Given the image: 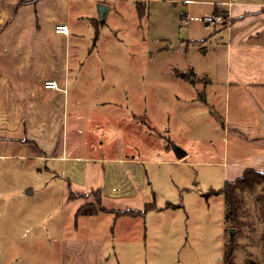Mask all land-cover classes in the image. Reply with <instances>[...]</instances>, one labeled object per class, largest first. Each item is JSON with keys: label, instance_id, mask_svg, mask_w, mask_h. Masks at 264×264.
I'll return each mask as SVG.
<instances>
[{"label": "rangeland", "instance_id": "obj_1", "mask_svg": "<svg viewBox=\"0 0 264 264\" xmlns=\"http://www.w3.org/2000/svg\"><path fill=\"white\" fill-rule=\"evenodd\" d=\"M41 1V12L48 11V4ZM137 1L50 2L51 10H61L59 15L74 28L70 46L84 64L82 78L98 80L94 86L83 84L88 98L84 106L95 105L99 94H107V84L110 92L115 84V103L96 105L95 122L105 123L103 115H112L107 127L114 128L113 143L119 151L136 154L149 198L158 208L138 216L101 212L81 217L78 227L75 217L66 216L65 234L95 235V223L108 225L109 234L124 229L147 244L144 264H225L229 246L235 264H264V181L239 191L244 200L242 223L229 222L224 195L218 190L241 173L234 169L226 173L230 161L244 163L246 154L233 142L223 141L220 114L216 128L205 104L190 99L197 90L183 77L186 72L191 77L192 67L210 71L213 57L190 39L183 0H141L146 4L143 14ZM98 4L110 9L102 23ZM99 22L94 43V24ZM135 113L146 117L129 126L127 116ZM172 144L188 147L187 153L178 157ZM47 165L44 160L23 159L17 169L1 166L5 179L0 184V264H58L53 239L60 230L65 187Z\"/></svg>", "mask_w": 264, "mask_h": 264}, {"label": "crops", "instance_id": "obj_2", "mask_svg": "<svg viewBox=\"0 0 264 264\" xmlns=\"http://www.w3.org/2000/svg\"><path fill=\"white\" fill-rule=\"evenodd\" d=\"M39 1L0 0V170L1 166L17 169L23 159L44 160L49 164L47 171L64 180L62 220L58 237L53 239L57 241L58 264H144L142 256L147 244L124 229L109 234L108 225L98 227L95 223V235L65 234L66 216L75 217L78 227L81 217L98 216L101 212L125 215L121 211L141 210L151 200L139 170L140 160L135 153L119 151L113 143L114 128L107 127L108 116L112 115H103L107 117L105 123L95 122L92 111L96 105L115 103V84L112 92L107 84V94H99L95 105L84 106L88 98L83 84L94 86L98 80L82 78L84 64L70 46L74 28L59 15L61 10L53 12V0H43L48 11L41 12ZM183 3L190 39L213 57L210 71L192 67L191 77L185 76L187 72L183 74L197 90L190 99L197 98L205 104L216 128L220 114L223 141L233 142L245 151V162L232 159L227 174L234 169L237 174L241 172L238 177L246 167L263 169L264 0ZM215 5L228 17L225 23L208 22ZM58 23L68 25V34L55 31ZM47 80H56L58 87H45ZM142 116L145 115L129 114L128 125H138ZM226 157L230 160L229 155ZM4 179L0 174L1 185ZM89 190L101 192L104 209L77 215L79 207L94 201ZM71 193L80 196L71 197ZM156 209L155 206L147 212ZM138 215L142 214L133 216Z\"/></svg>", "mask_w": 264, "mask_h": 264}, {"label": "trees", "instance_id": "obj_3", "mask_svg": "<svg viewBox=\"0 0 264 264\" xmlns=\"http://www.w3.org/2000/svg\"><path fill=\"white\" fill-rule=\"evenodd\" d=\"M146 4L144 1L138 0L137 1V8L138 12L143 14L145 13ZM222 11L219 6L215 5L214 13L221 14ZM101 21V20H100ZM104 21V20H103ZM101 21V23L103 22ZM209 22V20H208ZM100 22L98 24H94L95 26V35H94V43L96 42L98 35H99V28ZM264 181V168L259 169L255 167H246L242 174L236 177L233 180H226L223 187H221L218 192L224 195V199L227 204L226 208V218L231 222L233 225H241L240 220V212L244 207V200L239 195V191L245 188L252 189L258 182ZM89 195H91L94 199L92 203H87L82 205L78 208L76 214H93L98 212L99 210H103L104 208L101 205V192L99 190H89ZM71 197L80 196V194H70ZM169 206H174L171 204H167ZM154 201L146 202L141 210H123L121 211L123 214H144L148 210L155 208ZM175 207V206H174ZM119 213V212H118ZM233 239V238H231ZM224 262L225 264H235L233 259V251L232 247H228L224 251Z\"/></svg>", "mask_w": 264, "mask_h": 264}, {"label": "built area", "instance_id": "obj_4", "mask_svg": "<svg viewBox=\"0 0 264 264\" xmlns=\"http://www.w3.org/2000/svg\"><path fill=\"white\" fill-rule=\"evenodd\" d=\"M228 20V17L225 14H216L212 15V17L209 19V22L211 23H225ZM55 31L59 33L68 34L69 28L68 25L65 23H58L55 25ZM45 87L49 88H57L58 84L56 80H47L45 82Z\"/></svg>", "mask_w": 264, "mask_h": 264}, {"label": "water", "instance_id": "obj_5", "mask_svg": "<svg viewBox=\"0 0 264 264\" xmlns=\"http://www.w3.org/2000/svg\"><path fill=\"white\" fill-rule=\"evenodd\" d=\"M109 7L105 4H98V16L100 20H104L105 16L108 12ZM171 148H173V150L175 151L176 155L178 157H182L185 155V150L182 149L180 146L172 144ZM230 232H231V237H233V234L235 232V228L232 227L230 228Z\"/></svg>", "mask_w": 264, "mask_h": 264}]
</instances>
